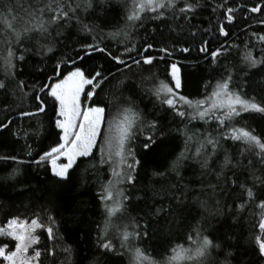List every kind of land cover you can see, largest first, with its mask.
<instances>
[{
  "label": "trees",
  "instance_id": "trees-1",
  "mask_svg": "<svg viewBox=\"0 0 264 264\" xmlns=\"http://www.w3.org/2000/svg\"><path fill=\"white\" fill-rule=\"evenodd\" d=\"M37 0H0V7L3 4H35ZM83 0H72L73 6ZM130 2V0H129ZM206 6L204 10L197 9L195 18L191 24L180 18L178 21L168 19L166 22L160 20L145 19L143 27L126 28L130 33L128 37L119 36L113 38L106 33L115 30V27L125 28L123 4L116 5L120 9V15L114 20H110L107 26L102 21L96 19L92 12L96 9V0H93V9L87 11L81 7L78 15L84 23H100L104 28L105 35L98 36L102 41L100 47H105L112 55H120L130 68L118 64L104 53L94 52L91 57L85 58L92 68L99 69L107 80L97 89V95L93 101L105 108L104 125L102 126L97 147L93 149L89 157H81L77 160L76 166L70 170L68 181H61L53 177L50 164L45 163L38 166L34 163H24L18 165L15 161L0 160V226H4L7 220L16 216L20 218H31L39 214L41 223L47 225L49 215L55 217L54 239L49 240L45 229H37L40 243L37 245L42 251L40 264H91L93 260L96 264H112L118 259L122 264H129V255L125 249L119 248L120 237L113 228L109 231L108 238L117 246L118 252H124L122 257L111 252H105L97 245V236L104 228L105 213L99 200L101 187L108 180L113 179L108 164H99V149L103 145L102 141L108 131V125L113 121L117 113L129 103L140 111L147 120L158 119L167 116L168 126L172 129H187L188 135L192 136L189 142V159L183 162L180 169L182 179L178 180L175 173L169 172L172 161L185 148V136L182 132H172L170 137L157 144L147 152L142 148L145 137L148 133L137 132L136 139L131 147L135 149L136 158L140 160V165L136 170L135 186L127 184L120 185L126 194L131 197L127 202V211L123 216H118L112 220L113 224L129 225L133 218L143 225L148 224L149 235L136 242V245L145 250L153 259L161 261L170 255V249L176 244H185L189 234H194L197 226H200L202 233L209 235L215 242L222 245L221 249L214 250L209 258L208 264H221L225 259L227 251H233L226 247V241L230 244L239 243L242 247H249L247 237L250 232L258 234L259 209L250 206L244 212L238 213L236 204L241 202L236 197L237 189L218 182L214 175L205 174L200 168L197 160L193 158L198 142L203 139V134L211 132L213 136L219 137L220 129L214 120L207 123L204 120L187 118L181 121L179 117L168 110L166 105H160L153 94V88L158 80L171 82V77L166 73L167 65L163 62H154L153 65L136 66L133 59H140L137 52L124 54L125 47L135 46L142 48L145 38L148 42L159 40L161 33L165 37H171V42L176 47H189L187 53L175 52L172 57L165 59L170 64L179 61L183 79V87L180 94L190 99H202L205 94L204 85L207 81L220 78L224 72L221 65H227L236 69L233 77V85L242 84L247 80L245 91L249 95H256L257 99L264 97V85L258 81L264 80V73L252 75L250 80L242 77L240 72V60L247 48L254 50V55L259 56V50L264 48V42L259 40V36L264 35V11L251 13L241 8L235 13L236 19L231 24L225 23L229 32L228 37H223L217 33V17L221 20L226 7H238L240 5L251 8L256 4L264 3V0H228L225 8L218 9L217 13H212L211 7L223 3V0H203ZM179 6H183L181 3ZM147 15V14H146ZM176 28L175 32H169L168 26ZM159 26L157 32L152 29ZM195 26V27H192ZM210 28L209 33H203L200 29ZM183 29V31H181ZM195 31V36L190 33ZM52 35L48 40L41 39L40 43L52 42L55 51L52 53H42L36 44L37 35H33L31 40L24 41L26 63L15 61V79L6 77L4 57L7 55L8 45L4 43L6 38L4 26L0 22V80H5L7 89H0V122L12 120L8 129H0V156H17L19 160L26 162L38 158L37 154L47 151L55 143H58L59 129L54 125V111L50 106L46 114L42 113L35 117H22L21 111H34L35 101L32 99L30 85L34 83L37 76V67H46L51 74V67L69 49H62V44H70L74 40H79L84 33L78 32L77 26L70 24L67 27L53 26ZM57 32L60 33L57 36ZM179 33V35H177ZM255 33L256 35H253ZM65 36H72L73 40H65ZM155 38V40H154ZM202 39L209 41V49L214 50L224 44L225 46L238 45V48H231L227 56L219 58V63L211 65L206 59V54L199 51ZM88 43H92L89 36ZM16 55L20 54V47L12 45ZM150 54L162 55L154 48ZM131 57V58H130ZM71 67V65H69ZM42 81L43 76L39 77ZM17 80H24L26 86L21 92L16 87ZM88 90V89H86ZM210 91V89H209ZM25 93H28L25 95ZM181 110L190 111L182 108ZM43 125L41 134L36 135L35 131L39 125ZM250 125L256 129V133L264 138V117L259 114L245 113L241 118H237L234 126L244 127ZM221 144L227 149L235 159L239 155L243 145L238 141L222 140ZM26 145H31L33 151L31 156H27ZM253 160V166L260 168L254 156L245 157L244 163L248 159ZM223 159V151H218L210 162V168L219 170V164ZM95 164L96 167H92ZM19 167L21 174L15 179L9 178L12 169ZM154 172H169L165 178L154 176ZM264 174V169L257 172V175ZM231 169L226 170V176L232 177ZM240 178L249 180L248 171L242 169ZM250 182V181H249ZM218 184L215 192L208 185ZM172 185H177L173 188ZM224 188L225 191H221ZM233 194H228V192ZM139 197V199H137ZM175 197L181 198V203L177 205ZM219 201V203H217ZM161 205L175 210L173 216L167 220L150 216L156 207ZM231 205V209H229ZM99 226V228H98ZM0 241L8 243L9 249L14 248V242L9 237H0ZM71 247V257L62 250ZM55 249V255L46 254V249ZM31 253V250H30Z\"/></svg>",
  "mask_w": 264,
  "mask_h": 264
},
{
  "label": "snow or ice",
  "instance_id": "snow-or-ice-1",
  "mask_svg": "<svg viewBox=\"0 0 264 264\" xmlns=\"http://www.w3.org/2000/svg\"><path fill=\"white\" fill-rule=\"evenodd\" d=\"M183 6H179L180 4ZM228 0L211 7L212 13H217L218 9L225 8ZM125 6L124 21L125 28L115 27V30L106 33L113 38L124 36L128 37L130 33L126 28L136 26L143 27L145 19L160 20L166 22L169 18L174 22L183 18L189 24L195 18L197 9L204 10L203 0H96V9L92 15L97 20L102 21L107 26L110 20H114L120 15V9L116 5ZM83 7L85 11L93 9V0H83L73 6L72 0H37L35 4H3L0 7V22L4 26L6 38L4 43L8 45L7 55L4 57L6 77L15 79L16 63L15 61L25 62L24 41L31 40L33 35H37L36 44L42 53H52L55 48L52 42L41 44L40 40H48L52 35L53 26L67 27L70 24L77 26L78 32L84 33L79 40H74L70 44H62V49H69L62 53L56 63L51 67V74L46 67H37L34 83L29 87L32 93V99L35 103L34 111H21L22 117H35L42 113L46 114L51 106L54 111V125L59 129L58 143L51 146L47 151L38 153V158L30 162L19 160L17 156H0L3 161H15L18 165L24 163H34L42 166L45 163L50 164L53 177L61 181L70 179L69 172L74 169L77 160L81 157H89L93 149L97 147V139L100 137L101 128L104 125L105 108L99 103L93 101L97 95V89L107 80L102 72L97 68L90 67L85 63L86 57H91L94 52L104 53L118 64L130 68L120 55H112L105 47H100L102 41L98 36L105 35L104 28L100 23H84L78 10ZM244 8L251 13H260L264 11V3L256 4L251 8L244 5L238 7H226L225 15L222 20L217 17V33L223 37H228L229 32L225 23L231 25L235 19V13ZM147 14V15H146ZM264 23V21H261ZM195 27V26H192ZM169 32H175L176 28L168 26ZM159 26L152 29L157 32ZM183 31V29H181ZM203 33H209L210 28L200 29ZM195 36V31L190 33ZM60 33L57 32V36ZM179 35V33H177ZM253 35H256L253 33ZM91 37L92 43H88V37ZM65 40H73L72 36H65ZM155 40V38H154ZM259 40L264 42V35L259 36ZM20 47V54L17 56L12 45ZM234 43L220 47L214 50L209 49V41L202 39L199 45V51L206 54V59L211 65L219 63V58L227 56L231 48H238ZM240 60V72L248 80L256 73H264V48L260 49L259 56L254 55V50L247 48ZM156 48L162 55L150 54ZM187 53L189 47H176L171 42V37H165L161 33L160 39L155 42H148L145 38V44L142 48L125 47L124 54L137 52L140 59H133L132 63L136 66L153 65L154 62H163L167 65L166 73L171 77V82L158 80L153 88V94L160 105H166L174 117L184 119L214 120L220 129L219 137L213 136L211 132L203 134V139L198 142L195 148L193 158L197 160L200 168L205 174H212L218 182L223 181L229 188H236L235 194L241 202L236 204L238 213L244 212L250 206L259 209L258 234L250 232L247 240L249 247L244 248L239 243L233 245L227 243L226 247L234 249L225 253V259L221 264H264V174L257 175L261 169H264V138L256 133V129L250 125L244 127L234 126L237 118L243 114H259L264 117V97L257 99L256 95H249L245 88L247 80L242 84L233 85V77L236 69L221 65L224 72L220 78L213 81H207L204 85L205 94L202 99H190L181 95L180 90L183 87L181 70L178 67L179 61H173L170 64L165 59L172 57L175 52ZM131 58V57H130ZM71 65V67H69ZM256 70V72H252ZM252 72V75L249 73ZM40 76L44 79L41 81ZM264 85V80L258 81ZM26 86L24 80H17L16 87L23 92ZM8 85L5 80H0V89L6 90ZM88 89V90H86ZM210 89V91H209ZM28 93H25L27 95ZM182 108L190 110H181ZM12 123L11 119L7 122H0V129H8ZM43 125H39L35 134H41ZM147 132L145 142L142 148L145 152L151 150L157 144L168 139L172 132H182L185 136V148L172 161L169 172L175 173L178 180L182 179L180 169L184 161L189 159V142L192 136L188 135L187 129L168 126L167 116H161L158 119L147 120L144 115L138 111L134 105L129 103L128 107L122 108L113 121L108 125V134L103 139V145L99 149V164H108L113 179L107 181L101 187L99 200L105 213L104 228L97 236V245L105 252L114 253L122 257L124 252H118L116 244L108 238L109 231L115 229L120 237L119 248L125 249L129 255V264H208L209 258L214 250L221 249L222 245L215 242L209 235L202 233L200 226L194 230V234L187 236V241L191 243L176 244L171 247L170 255L164 257L161 261L153 259L145 250L136 245V242L149 235L148 224L143 225L136 222L133 218L131 231L129 225H116L112 223L114 218L123 216L127 211V202L131 199L120 185L127 184L135 186L136 170L140 165V160L136 158L135 149L131 147L136 139L137 132L143 134ZM232 140L240 142L243 147L239 151L238 157L233 158L232 154L223 148L222 140ZM27 156L32 155L31 145H26ZM218 151H223V159L219 164V170L210 168V162L216 156ZM254 156L260 168L253 166V160L248 159L244 163L245 157ZM63 158L66 162L58 163ZM92 167H96L95 164ZM231 169L232 177L226 176V170ZM242 169L248 171L249 180L241 179ZM169 172H154L153 175L161 178L168 176ZM21 174L19 167L12 169L9 173L10 179H15ZM250 181V182H249ZM176 188L177 185H172ZM208 187L215 192L218 184H209ZM221 191H225L224 188ZM228 194H233L230 191ZM139 199V197H137ZM177 205L181 203L180 197L174 198ZM219 203V201H217ZM231 209V205L228 206ZM171 206L154 208L150 216L159 217L167 220L169 216L174 215ZM48 224L41 223L39 214L33 218L12 217L7 220L4 226H0V237H9L14 242V248L9 249L8 243L0 241V264H40L42 251L37 245L40 243V237L37 235V229H45L49 240H53L55 217H47ZM99 228V226H98ZM31 250V253H30ZM49 256L55 255V249H46ZM67 256L71 257V247H65L62 250ZM91 264H96L93 260ZM112 264H122L121 260L115 259Z\"/></svg>",
  "mask_w": 264,
  "mask_h": 264
},
{
  "label": "rangeland",
  "instance_id": "rangeland-1",
  "mask_svg": "<svg viewBox=\"0 0 264 264\" xmlns=\"http://www.w3.org/2000/svg\"><path fill=\"white\" fill-rule=\"evenodd\" d=\"M179 67V66H178ZM101 130H102V128H101ZM100 134H101V132H100ZM108 134V131L105 133V135H104V137L106 136ZM99 139V138H98ZM98 139H97V141H98ZM104 139V138H103ZM102 144H103V141H102ZM63 162H66L63 158H61L60 159V161H58V163H63ZM51 167V166H50ZM30 222V221H29ZM0 260H2V258H0Z\"/></svg>",
  "mask_w": 264,
  "mask_h": 264
}]
</instances>
